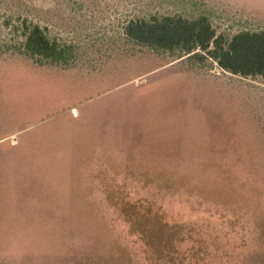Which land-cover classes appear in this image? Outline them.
Segmentation results:
<instances>
[{
  "label": "rangeland",
  "instance_id": "obj_1",
  "mask_svg": "<svg viewBox=\"0 0 264 264\" xmlns=\"http://www.w3.org/2000/svg\"><path fill=\"white\" fill-rule=\"evenodd\" d=\"M167 16L264 32V0H0V264H264V76L124 35Z\"/></svg>",
  "mask_w": 264,
  "mask_h": 264
},
{
  "label": "trees",
  "instance_id": "obj_2",
  "mask_svg": "<svg viewBox=\"0 0 264 264\" xmlns=\"http://www.w3.org/2000/svg\"><path fill=\"white\" fill-rule=\"evenodd\" d=\"M124 35L156 51L177 50L201 59L208 57L221 70L235 76H264V32H240L227 40L216 35L204 16L196 19L167 16L129 22ZM24 49L30 57L55 63L66 61L69 55V49L50 40L39 26L27 28Z\"/></svg>",
  "mask_w": 264,
  "mask_h": 264
}]
</instances>
